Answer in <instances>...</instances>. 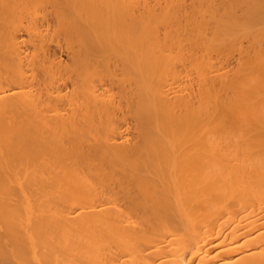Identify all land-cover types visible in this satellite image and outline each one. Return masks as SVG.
<instances>
[{"label": "bare ground", "instance_id": "bare-ground-1", "mask_svg": "<svg viewBox=\"0 0 264 264\" xmlns=\"http://www.w3.org/2000/svg\"><path fill=\"white\" fill-rule=\"evenodd\" d=\"M0 264H264V0H0Z\"/></svg>", "mask_w": 264, "mask_h": 264}]
</instances>
